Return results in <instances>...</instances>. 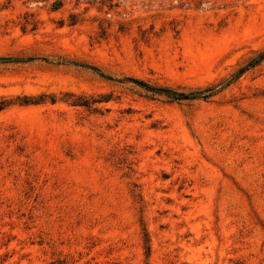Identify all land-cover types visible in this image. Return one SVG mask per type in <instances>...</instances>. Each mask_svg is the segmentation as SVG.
I'll return each instance as SVG.
<instances>
[{
	"label": "rangeland",
	"instance_id": "rangeland-1",
	"mask_svg": "<svg viewBox=\"0 0 264 264\" xmlns=\"http://www.w3.org/2000/svg\"><path fill=\"white\" fill-rule=\"evenodd\" d=\"M263 54L264 0H0V264H264Z\"/></svg>",
	"mask_w": 264,
	"mask_h": 264
},
{
	"label": "trees",
	"instance_id": "trees-1",
	"mask_svg": "<svg viewBox=\"0 0 264 264\" xmlns=\"http://www.w3.org/2000/svg\"><path fill=\"white\" fill-rule=\"evenodd\" d=\"M262 57H264V54H263ZM258 61H259V59L253 60L252 62H250L248 67L254 66ZM170 95H171L172 99H176V100H179V99H190V98H195V96H197L196 93H189V94H185V93H179V94L170 93ZM3 106L4 105L0 104V109H2Z\"/></svg>",
	"mask_w": 264,
	"mask_h": 264
}]
</instances>
